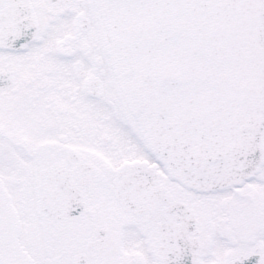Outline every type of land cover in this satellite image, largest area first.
Returning <instances> with one entry per match:
<instances>
[{
  "label": "snow or ice",
  "instance_id": "6c2138e0",
  "mask_svg": "<svg viewBox=\"0 0 264 264\" xmlns=\"http://www.w3.org/2000/svg\"><path fill=\"white\" fill-rule=\"evenodd\" d=\"M0 264H264V0H0Z\"/></svg>",
  "mask_w": 264,
  "mask_h": 264
}]
</instances>
